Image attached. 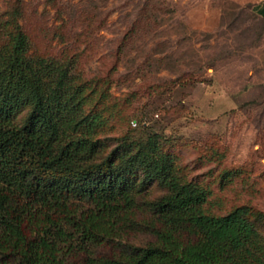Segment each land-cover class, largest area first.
I'll use <instances>...</instances> for the list:
<instances>
[{
  "label": "rangeland",
  "instance_id": "374dc122",
  "mask_svg": "<svg viewBox=\"0 0 264 264\" xmlns=\"http://www.w3.org/2000/svg\"><path fill=\"white\" fill-rule=\"evenodd\" d=\"M261 1L0 0V45L19 30L26 54L72 64L86 106L104 119L101 152L115 136L134 134L136 123L172 171L204 189V211L244 206L262 246L252 264H264V19L254 10ZM140 174L143 206L167 190ZM151 240L130 230L91 251L117 254Z\"/></svg>",
  "mask_w": 264,
  "mask_h": 264
},
{
  "label": "trees",
  "instance_id": "16d2710c",
  "mask_svg": "<svg viewBox=\"0 0 264 264\" xmlns=\"http://www.w3.org/2000/svg\"><path fill=\"white\" fill-rule=\"evenodd\" d=\"M254 7L264 19V2ZM8 43L0 45V264H252L262 255L244 206L204 211V189L172 171L136 123L101 152L104 119L86 106L72 64L26 54L19 30ZM138 171L167 190L143 206ZM130 230L153 240L92 253Z\"/></svg>",
  "mask_w": 264,
  "mask_h": 264
},
{
  "label": "crops",
  "instance_id": "0c3cea01",
  "mask_svg": "<svg viewBox=\"0 0 264 264\" xmlns=\"http://www.w3.org/2000/svg\"><path fill=\"white\" fill-rule=\"evenodd\" d=\"M264 2V0H262L261 2H257L256 4H261V3H263Z\"/></svg>",
  "mask_w": 264,
  "mask_h": 264
}]
</instances>
